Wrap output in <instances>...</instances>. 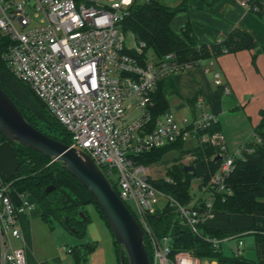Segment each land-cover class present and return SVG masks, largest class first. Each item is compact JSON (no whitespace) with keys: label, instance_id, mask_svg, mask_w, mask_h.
<instances>
[{"label":"built area","instance_id":"2783aa9c","mask_svg":"<svg viewBox=\"0 0 264 264\" xmlns=\"http://www.w3.org/2000/svg\"><path fill=\"white\" fill-rule=\"evenodd\" d=\"M235 1L249 12L255 10L253 0ZM132 2L0 0V35L10 41L1 60L68 132V145L85 151L109 181L113 176L119 198L132 207L143 231L151 264H209L189 250L173 251L171 235L157 234L149 217L162 198L164 206L171 208L193 234L218 247L225 238L202 236L198 226L214 217L216 194L231 193L225 180L243 144L230 155L221 132L207 131L216 120L206 111L198 119L183 118V125L170 112L152 116L151 94L158 80L191 68L211 73L213 58L179 61L172 53L157 58L151 52L144 53L145 44L133 34L134 46L127 48L121 22ZM211 75L213 83L227 92L219 73ZM132 102L137 116L127 120L126 109ZM196 105H202L201 99ZM189 137L214 147L220 156L218 169L200 186L206 197L195 206L183 205L160 192L149 181L148 167L133 158ZM11 191L10 183L0 181V264H27L24 246H12L10 239L23 241L19 217L29 213L35 203L23 189L16 191L18 200L14 201ZM240 248L239 244L234 255L240 254ZM59 249L72 251L64 246Z\"/></svg>","mask_w":264,"mask_h":264},{"label":"trees","instance_id":"16d2710c","mask_svg":"<svg viewBox=\"0 0 264 264\" xmlns=\"http://www.w3.org/2000/svg\"><path fill=\"white\" fill-rule=\"evenodd\" d=\"M210 4L214 0H202ZM252 5L255 10L252 11L259 19L264 22V4L261 0H253ZM188 0H174L172 5L166 4L163 0H133L129 6L128 14L121 22V29L130 31L137 41L145 44L144 53L151 52L157 58H161L168 53L174 54L179 61H195L196 59H212L222 53H233L239 50L256 49V43L251 35L245 31L234 28L222 40L211 44H198L195 35L189 25H184L181 32L177 34L171 27V22L176 13L187 9ZM9 39L5 35H0V87L13 100L25 119L36 129L45 135L57 139L65 144L70 143V136L64 127L58 123L48 112L44 105L38 104L37 108L31 103L34 109L22 105L15 99L10 92L12 85L11 79L19 83L21 89L29 96L32 92L28 86L14 78L5 68L1 60V53L6 49ZM9 74L11 77L4 76ZM3 75V76H2ZM172 75V74H170ZM170 75H166L157 81L151 94L152 98V116L168 112V99L166 90L163 88V80ZM10 85V86H9ZM216 123L208 128V132L218 131ZM1 136V135H0ZM254 140L244 142L241 153L234 158L233 168L225 180L226 186L230 188L231 193L219 192L213 202L214 217L217 215H226L228 217H247L251 224L247 230L255 233L257 242H264V111H260V120L253 128ZM1 138L6 141L2 136ZM9 143L15 154L16 165L11 175L3 182L10 183L11 187L21 188L30 196L41 211V217L44 220H60L73 233L81 235L83 233L85 222L78 221L79 207L75 206L61 191L60 185L54 174L59 173L67 176L74 181L86 194L88 201L92 203L109 229L108 223L96 203L87 190L69 173H67L60 162H53L48 157L43 156L26 146ZM183 142L177 140L134 156V160L145 166L156 163L165 151L175 146L178 152L191 153L194 158L192 165L194 171H184L185 166L177 163L166 167L165 178H150L149 181L158 189L172 196L183 205L195 206L202 204L204 198L198 199L194 204L190 194V181L192 178L200 180V184H206L211 175L218 169L220 160H214L217 155V149L207 143L195 142L191 148H183ZM161 156V157H160ZM113 188L118 193V189L109 177ZM53 185L51 192L46 193L45 188ZM127 208L134 216L129 205ZM85 216L88 215L82 210ZM67 221H64L65 217ZM135 217V216H134ZM86 218V220H87ZM150 224L154 231L159 234H169L172 238V250H189L199 259L217 260L219 262H230L235 264H254L242 257V255L226 256L220 251V245L213 247L211 243L203 240L191 232L178 215L165 206L163 211H157L149 217ZM244 229L234 232H220L207 227L204 222L198 226L200 235L210 237L225 238V236L243 232ZM111 233V232H110ZM112 235V233H111ZM113 237V235H112ZM115 253L119 261L120 249L115 241ZM149 263L151 264V254L147 242H145ZM124 264H128L125 260Z\"/></svg>","mask_w":264,"mask_h":264},{"label":"crops","instance_id":"0c3cea01","mask_svg":"<svg viewBox=\"0 0 264 264\" xmlns=\"http://www.w3.org/2000/svg\"><path fill=\"white\" fill-rule=\"evenodd\" d=\"M184 25H189L198 44L218 42L231 30L239 28L251 35L257 45L256 49L222 53L213 58L210 72L219 73L227 92L213 83L211 73L204 74L199 68L174 73L162 83L167 94L168 112L171 108L187 111L182 115V123L183 118L189 121L198 119L202 111L213 114L215 126L223 135L229 153L244 142H250L247 138L253 135V128L260 120V111H264V22L235 0H214L210 4L202 0H188L187 9L176 13L171 22L177 34ZM171 96L174 100L170 108ZM198 99H201L200 106L196 105ZM126 116L127 120L135 118L136 109L132 115ZM193 145L194 142H190L188 148ZM15 165L12 146L0 136V181H5L11 175ZM11 188V197L17 201L16 191L21 188ZM53 220L64 225L60 220ZM89 221L91 227L88 228ZM19 222L23 241L11 238L10 242L14 247L24 246L27 264H118L113 237L101 217L91 221L88 216L81 235L74 234L72 228L64 225L70 231L68 236L74 241L66 234L54 233L52 220L42 219L37 205L20 216ZM205 223L207 227L220 232L244 229L243 232L225 236L224 240H236L235 247H229L231 253L225 252V244L221 243L220 251L226 256L234 255V250L240 244V255L244 259L254 264H264V242H257L255 233L247 230L251 224L249 218L217 215ZM60 244H66L72 251L61 252ZM204 261L209 264H235L213 259Z\"/></svg>","mask_w":264,"mask_h":264},{"label":"water","instance_id":"95a60500","mask_svg":"<svg viewBox=\"0 0 264 264\" xmlns=\"http://www.w3.org/2000/svg\"><path fill=\"white\" fill-rule=\"evenodd\" d=\"M0 135L10 143L26 146L53 162H60L63 169L78 180L96 201L108 223L120 249L118 264H124L125 260L128 264H149L141 227L99 166L85 151L49 137L33 127L1 87ZM217 159H220L219 155L214 157V160ZM182 169L193 173L194 166L188 164ZM53 188V185H48L45 192H51ZM77 214L80 217L78 221H86L87 217L82 210ZM67 219L66 216L64 221Z\"/></svg>","mask_w":264,"mask_h":264},{"label":"rangeland","instance_id":"374dc122","mask_svg":"<svg viewBox=\"0 0 264 264\" xmlns=\"http://www.w3.org/2000/svg\"><path fill=\"white\" fill-rule=\"evenodd\" d=\"M140 1H142V0H140ZM163 1L166 4H169V5H172L174 3V0H163ZM124 36H125V39H124L125 46L127 48L133 47L134 43H135V39L133 38L132 33L127 30V31H125ZM152 57H154V56H152ZM3 75L7 76V77H11L9 74H4L3 73ZM11 81H12V85L11 86L9 85L10 86L9 89H10V92L14 95L15 99L18 100L22 105H24V106H26L28 108L34 109L33 107L30 106V103L34 107L37 108L39 103L35 99V97L32 94L31 95L29 94V96H28L21 89V87L19 86L18 82H16L13 79H11ZM171 97L172 98L169 99L170 100V103H169L170 108H171V101L174 100L173 96H171ZM134 111H135V106L133 105L130 108L126 109V114L132 115L134 113ZM170 113L173 115V117L175 118V120L178 123H182L181 122L182 121V115H183V113H187V111H177V110H175V109L173 110L171 108L170 109ZM127 116H126V118H127ZM186 117H188V116L186 115ZM253 140H254V136L253 135H251L249 138H247V141H253ZM190 142H195L194 138L189 137L188 139H186L183 142V148H188ZM238 149H239V146L236 147V150H230L229 154L233 155V153H235ZM161 158L164 161H162L160 159L156 163H153V164L147 166L148 167V172H149L150 177L152 179H157V178H165V179H167L165 177V170H166L167 166H169L170 164H173V163H177V164H181L182 163L183 165L184 164H186V165L191 164L194 156L191 153H188V154L187 153H183V154L179 153L178 149H176L175 146L173 145L172 147L168 148L165 151V153L162 155ZM54 176H55L56 180L58 181V183L60 185V189L63 192V194L75 206L79 207L78 210H85L87 215L90 217L91 221H94L95 218H100V216L97 213L94 205L92 203H85V201H88L89 199L86 196V194L82 191V189L74 181H72L67 176L59 174V173H55ZM111 178H112V181H113V176ZM167 180H171V179H167ZM201 185H203V184H200V180H198L196 178H192L191 179L189 190H190V194L193 195V196H192V201L190 202L189 205H192V203L195 202L198 199H202V198L206 197V194L204 192L200 191V186ZM158 190L160 192L166 194L162 190H160V189H158ZM159 204H160V206H159L160 208L157 207L156 212L164 210V208H165L164 199L160 198ZM131 210H132V207H131ZM52 224L55 227L54 228V233L57 232L58 234H66L67 236L70 234V231L64 225L57 223L55 220H52ZM90 224L91 223L89 221L88 228H89V226L91 227ZM107 230L109 231L108 228H107ZM109 233H110V231H109ZM246 237H248V236H246ZM68 238H70L71 241H74V239L71 238V236H68ZM235 243H236L235 239H226V240L221 242L222 245L225 244V246H224L225 252H227L228 254L231 253V249L230 248H234L235 247ZM61 245L66 247V248L68 247L66 244H60L59 247H61Z\"/></svg>","mask_w":264,"mask_h":264}]
</instances>
